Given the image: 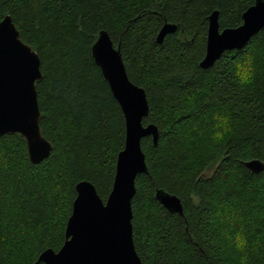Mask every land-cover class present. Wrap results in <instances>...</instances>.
I'll return each instance as SVG.
<instances>
[{
    "label": "trees",
    "instance_id": "16d2710c",
    "mask_svg": "<svg viewBox=\"0 0 264 264\" xmlns=\"http://www.w3.org/2000/svg\"><path fill=\"white\" fill-rule=\"evenodd\" d=\"M256 0H0L20 37L41 59L36 82L40 128L52 151L33 163L25 137L0 136V264H45L58 251L77 196L93 183L104 201L126 143V119L92 53L102 31L122 54L133 83L146 90L143 139L147 172L136 179L133 238L143 264H264V28L241 49L209 68V17L220 29L243 24ZM166 23L177 25L157 41ZM252 58V79L241 87L237 66ZM217 115L231 132L214 141ZM176 194L183 214L170 212L158 190ZM245 246H239V237ZM247 260H244V257Z\"/></svg>",
    "mask_w": 264,
    "mask_h": 264
},
{
    "label": "water",
    "instance_id": "95a60500",
    "mask_svg": "<svg viewBox=\"0 0 264 264\" xmlns=\"http://www.w3.org/2000/svg\"><path fill=\"white\" fill-rule=\"evenodd\" d=\"M219 12L209 17L206 53L200 65L209 68L226 52L248 46L264 28V0H256L243 14V24L220 29ZM177 25L166 23L157 36L174 33ZM95 61L120 103L126 119V143L119 152L116 174L109 197L104 201L93 183L77 184V196L66 227V240L55 251L44 250L39 261L45 264H143L133 238L132 201L136 196V179L147 172L143 139L152 137L158 143L159 129L144 125L150 106L146 90L133 83L128 75L120 49L107 31H102L92 47ZM42 79L41 59L30 45L24 43L10 15L0 17V136L20 133L25 137L33 163L49 157L52 143L40 128L41 111L36 82ZM252 172L264 169L260 159L247 161ZM157 199L170 212L183 214V202L176 194L163 190Z\"/></svg>",
    "mask_w": 264,
    "mask_h": 264
},
{
    "label": "clouds",
    "instance_id": "9594fccd",
    "mask_svg": "<svg viewBox=\"0 0 264 264\" xmlns=\"http://www.w3.org/2000/svg\"><path fill=\"white\" fill-rule=\"evenodd\" d=\"M252 58L249 57L244 63L237 66V71L235 76L238 83L241 87L246 86L251 82L252 79ZM217 123L215 125V131L213 134L214 141H220L225 138L227 134L231 132V121L230 118L226 115H217ZM239 246L243 248L245 246V239L243 236L239 237ZM244 260H247V257H244Z\"/></svg>",
    "mask_w": 264,
    "mask_h": 264
}]
</instances>
